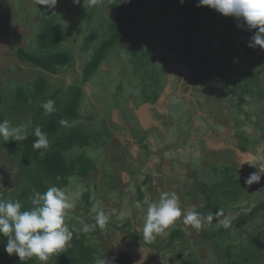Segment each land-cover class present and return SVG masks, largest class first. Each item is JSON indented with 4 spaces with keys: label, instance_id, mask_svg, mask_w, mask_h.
<instances>
[{
    "label": "trees",
    "instance_id": "1",
    "mask_svg": "<svg viewBox=\"0 0 264 264\" xmlns=\"http://www.w3.org/2000/svg\"><path fill=\"white\" fill-rule=\"evenodd\" d=\"M27 1L24 8L6 3L0 9V35L9 43H20L17 48L14 46L12 57L22 61V67L16 65L13 69L19 77L16 82L15 78L10 79L12 85L7 88V96L0 93V122L8 120L10 126L19 129V138L9 137L6 140L0 136V156H4V159H0V180L11 187L0 189V199L20 200L24 210L33 207L35 193H43L50 186L63 188L71 195L77 191L73 184H87L77 198L74 220L66 222L72 232L70 246L50 257L47 264H97V261H102L108 250L101 244L102 239L95 238V235L99 237V230L105 229L110 223V216L114 218L115 214L119 217L113 222L115 228L123 229L130 236H136L137 230L141 229L138 236L147 248H171L175 259L187 258V250L191 249L187 244L193 234H198L197 242L209 251L216 260L215 264H264V194H250L254 186L251 182H245L241 176L243 171L236 165H220L191 154L193 162L186 163L191 165V170L184 171L179 179L172 173L166 176L172 186L167 187V191L170 193L178 184L177 198L181 209L195 211L200 226L197 228L184 223L186 213L182 211V216L166 234H161L159 239L156 233L149 240L144 234L148 207L146 211L141 210L144 202H138L147 194L152 195L154 190L148 186L142 190L141 187L146 184L143 181L134 183V192H127L131 180L127 183L124 178L129 173L135 176V173L125 167L122 182L117 176V165L99 173L101 160L98 156L113 144L123 143L117 136L121 133L120 118L118 120L119 115L112 118V109H117L116 104L125 98L124 84L129 83V74L132 73H135V78L131 82L141 85L139 92L133 93L138 101L136 105L140 107L144 104L151 118L150 123L154 120L163 125L164 130L169 123L167 126L163 122L174 119L170 110L184 106L182 131L186 132L184 128L188 132L193 131L199 111L208 112L205 97L214 102L211 107L213 111L219 107L218 101L221 99L207 96L219 93L218 89L221 90L220 94L228 92L233 124L249 126L252 131L246 137L245 128L240 131L239 137L254 141L251 142L255 146L252 147L254 152L257 151L256 146L263 144L264 154V112L258 113L251 104V101L264 104V50L247 46L255 30L238 28L237 24L242 21L224 17L206 6H198V0H105L110 5L107 11L98 10V20L94 15L96 3L79 0V5L83 2L87 5L86 8H76L84 10L80 12L90 25L84 33L82 49L86 52L93 46L91 60L84 64L80 80L66 87L58 85L51 88L50 81L42 74L32 72L34 74L23 77L22 71L39 68L58 73L62 65H68L69 59L70 68H74L71 52L60 49L63 32L57 21V11L61 8V0ZM35 14L37 17H33ZM147 14L157 20L158 24L152 28L157 33L160 32L158 29H162L166 38L153 36ZM145 32L149 39L144 36ZM117 46L120 56L125 59L121 62L114 59V76L110 72L103 73L108 76L106 79L111 80L110 83H104L98 76L91 78L100 62L113 54ZM112 58L109 56V59ZM189 69L194 77L186 81L183 76ZM116 80L118 85L114 83ZM181 85L184 93L176 94ZM199 86L203 89L201 93L196 90ZM167 90H170L169 93ZM174 91L180 98L173 101ZM85 97L96 115L84 114L82 104ZM48 100L54 101V111L51 113L42 107ZM158 107L169 111L168 119H155L154 110ZM219 115L227 118L222 113ZM36 127L47 133V148L37 149L33 146L37 139L34 135ZM144 138L141 136L138 140L142 147V153L137 154L138 169L144 167V157L141 155L146 157L148 151H153ZM246 148L243 146L242 150ZM126 153L120 151L118 155ZM171 161L175 165L179 163L177 158ZM205 167L209 175L201 176L200 170ZM100 174L103 177L100 178ZM153 174V178L160 182L163 176ZM97 177L99 180L95 183L94 178ZM69 178H72L71 183ZM103 178L106 188L115 184V187L125 189L119 192V197L127 199V203H120L119 198L114 201L106 199L102 211L108 216V222L100 228L97 214L90 212L93 205L90 190L95 189L97 184L104 188ZM157 191L161 198L164 191L161 193V188ZM112 210L116 213L110 214ZM80 211L85 216L78 214ZM76 217L82 224H77ZM89 223L93 228L87 227ZM5 244L6 238L0 235V264H41L35 257L21 262L15 254L9 256L4 251ZM192 261L202 264L198 256ZM185 264L191 263L188 260Z\"/></svg>",
    "mask_w": 264,
    "mask_h": 264
},
{
    "label": "flooded vegetation",
    "instance_id": "2",
    "mask_svg": "<svg viewBox=\"0 0 264 264\" xmlns=\"http://www.w3.org/2000/svg\"><path fill=\"white\" fill-rule=\"evenodd\" d=\"M83 1V0H82ZM93 3H96V6L94 7V15L96 17V20H98V18H100V14L98 13V10H100V12L103 11H107L106 8L110 5L108 2H105V0H92ZM28 2L27 0H0V9L3 8V5H6V3H10L13 4L14 6L18 7L20 6L21 8H24L26 6V3ZM80 1L79 0H61V8L57 11V21L59 23V26H61L62 28V38L65 39V41H61L60 42V49L63 51H68V53L71 52L72 57L74 59V64L72 65L74 68L71 69L70 68V59H69V63L68 65L64 64L62 65V68L59 69L58 73H51V72H47V71H42L39 68H35V69H31V68H26L23 69V77L25 75L31 74L32 72L35 73V75H43L45 78H47L50 83H51V88L58 86V85H62L63 87H66L72 83H75L76 81L80 80L79 77L82 75V72L84 70V64L86 63V61H90V53H92L93 50V46L88 49L86 52L83 51L82 49V45H83V38H84V33L87 32V28H89V26L87 25V21L84 18V15L80 12V11H84V10H73L74 7L78 6V8L84 7L86 8L87 5L85 4V2L81 3V5H79ZM9 4V5H10ZM73 4V5H72ZM150 6V4L148 5ZM33 17H37V15L35 14ZM154 18V16H153ZM155 20V19H154ZM157 22V20H155ZM91 24V23H90ZM152 28V26L150 27V29ZM153 30H151V33H153L154 37L157 38L158 36L161 37L163 36L164 38H166L163 35V31L162 29H158L157 33L154 28H152ZM162 32V33H161ZM148 33V31H147ZM145 32L144 36L149 39V35ZM94 44V43H93ZM14 46H16V48L18 46H20L19 42H13V43H9L8 39H6L4 36L0 35V93L4 94V96H7L5 93L7 91V88L9 85H12L11 80L12 78H15V82L16 79H18V77L16 76L17 74L15 73V71L13 70L16 65L17 66H21V62L19 60H16L15 58H13V53H14ZM118 48L119 46H117V48L114 50L113 54L109 55L110 57H113L112 59H109V56L107 57V59H105L104 61L100 62L98 69L96 70V72L94 74H92L91 78H95L96 76H98V79H102L104 81V83H110L111 80L106 79L108 76H104L103 73L105 72H110L112 76H114L115 74V69L113 66L114 63V59H118L120 62L122 60H124L125 58L121 57L119 52H118ZM109 53V52H108ZM115 53V54H114ZM131 53H129L130 56ZM123 63V62H122ZM121 63V64H122ZM170 63V62H169ZM168 66L172 67L171 64H169ZM22 67V66H21ZM176 67V66H175ZM64 68H67L66 70H63ZM133 68V67H132ZM131 69V68H130ZM189 74L191 75L193 71L189 70L188 71ZM32 73V74H34ZM121 73H123L121 71ZM31 78H34L32 75H29ZM193 76V75H192ZM22 77V75L20 76ZM110 78V76H109ZM135 78V73L129 74V80H133ZM20 79V78H19ZM24 79V78H23ZM190 81V79L186 78V81ZM115 84H119V82L116 80V82L114 81ZM87 84V83H86ZM86 84H84V87L86 89L87 92H89L88 86H86ZM175 84H172V86ZM182 86V85H181ZM179 86V88H183V86L181 87ZM124 94L123 95L125 98L124 99H120V103L116 104V108L115 107L112 109V118L114 119L115 117H117L118 115V120L120 118L119 124L121 125L120 131L121 133L117 134L118 139L121 140L122 144H113L112 147H115L118 149V151L121 153L123 152H127L128 155H122L119 154L117 156H123L122 160H125L123 162H125L124 164H121L119 166V170L117 169V176L120 177L124 175V170L125 167L130 168L134 173L135 176L131 173H129V175L125 176L126 178H124V181L131 180V183H129V185H127L128 187V191L131 190L134 192V183H140L143 181H146V184L143 185L141 187L142 190H145L148 186V188H152L154 190V193L148 194L150 201L157 203L160 200V194L157 191L158 189L161 188V193L164 191V193H169V191H167V187H172L171 186V182L169 180L168 177L166 176H170V174L172 173V175H175L176 179L181 178V176L183 175L184 171L186 170H191V165H186V163L189 162H193L192 161V155H195V153H193V149L194 148H199V146L202 149V152H200L199 156H197L198 158L202 157V158H208L210 159V161H215L217 163H219L220 165H227V166H232V165H236L237 168H239L240 171H243V174L241 175L242 178L244 180L247 179V177L249 176L250 173L252 172H261L262 173V169L261 166L258 164L259 159L262 162V167L264 169V154H263V144H260L261 146H256L257 151L254 152L252 150V147H255L253 144H251V142L254 141H249L247 139H245L244 137H239V133L241 130H245L246 128V137L249 136L248 133H251L252 131L250 130V127L248 126H241V125H235L233 124V117L231 118V120L229 121L228 118H223L222 116H220L219 114H224L225 116H228L229 114L223 113L222 111V106L219 103V107L214 108V110H211V107L213 106V101H209L206 97V101H207V106H209V108L207 109V111H199V117L197 119H195L194 122V130L188 132V130L185 129L186 132H183V123L182 121V113H185V107H173L170 112H173V115L171 116L174 119L169 118L168 119V115H169V111L165 110L163 107H158L156 110H154L155 116H157L158 119L159 118H167L169 120V122H163L164 125L168 126L169 123V127L164 130L163 125H153V127L151 128V124H148V127L145 125L144 127H140V125L138 124V121L136 120V116L135 114H137L140 111V108H145L144 104H142V106L138 107V105H136L138 103V101H136V97L133 96V93L135 92H131L132 90L126 89V86L124 87ZM175 87H172V89H174ZM171 89V88H168ZM197 92L201 93L200 91H202V86L196 89ZM170 90H167V93H169ZM178 92H176L177 94ZM175 94V91L173 92V95L177 96ZM216 93L213 94V96H207L208 98H212L215 97ZM174 96H172L173 98ZM224 96L222 95L221 98H223ZM171 98V100H172ZM180 98V97H179ZM219 98V97H218ZM215 99V98H214ZM163 100V98H162ZM193 100V99H192ZM181 101V99H180ZM169 104H170V100H168ZM187 105V104H186ZM5 106H7V103L5 104ZM89 106V109L88 107ZM169 107V106H168ZM82 109L84 114L91 112L90 109V105L87 104L86 101V97L84 99V102L82 104ZM176 109V110H174ZM257 109V108H256ZM257 111V110H256ZM147 112V111H146ZM214 112L216 115H213ZM259 112H264L263 109L257 111ZM148 113V112H147ZM13 112L11 113L10 116H12ZM17 115V114H16ZM15 115V116H16ZM149 117V114H148ZM230 117V115L228 116ZM11 118V117H10ZM151 119V118H150ZM85 123H88V121H85ZM222 126V127H221ZM232 126H234V132L233 133H228L227 129L232 128ZM133 128H139L138 129V133L137 136L135 138H130L129 136H131V129ZM166 128V127H165ZM171 128H176V132L177 133L175 136H177V141L176 142H172L171 140L173 139V132L169 133V129ZM222 128V130H221ZM182 131V132H181ZM227 131V132H226ZM131 133V134H130ZM189 133V134H188ZM222 133L224 134V137L221 139L222 141V147H214V146H208L207 144V138H212V135L214 134H219ZM252 134V133H251ZM141 136H144L145 138V143L148 144V146L150 148H152L153 145H159V147L157 146V150L155 151H148L147 156L145 157L146 159L152 158L154 157L153 152L156 153V155L159 157L158 158V162H155L154 160L151 159V161H147V165H145V160H143V165L144 167L142 168H137L136 167V163L138 160L137 154H141L142 153V147L140 146V144H138V140L140 139ZM195 136V138L193 137ZM121 137V138H120ZM123 138V139H122ZM189 138V139H188ZM185 139V140H184ZM188 139V140H187ZM181 141H186V142H181ZM245 146L247 147L245 151L242 150V147ZM159 148V149H158ZM137 150V151H136ZM117 151V150H116ZM139 151V153H135ZM150 153V154H149ZM183 154V155H182ZM242 156V155H248L250 156V158L247 160L248 162L242 163L243 160H240L242 158H238L237 157ZM143 155V154H142ZM240 155V156H239ZM127 156V157H124ZM129 156V157H128ZM136 156V159H135ZM132 157V158H131ZM3 158L4 156H0V159ZM172 158H177V161L179 163H184L185 165L182 164H177L175 165L171 159ZM254 158V160H253ZM204 161V160H203ZM247 163H249L250 165H248ZM150 167H149V166ZM167 165L168 168H164V166ZM116 168V167H115ZM134 169H136V171H134ZM205 169V168H204ZM153 170H155L158 173L161 174V180L160 183H162V186L159 188H156V183L159 180L154 179V174H153ZM203 170V169H201ZM200 170L201 176H205V174L209 175V171L202 173V171ZM207 170V169H206ZM111 171V170H110ZM123 171V172H122ZM120 172H122V174H120ZM112 172H110L109 174H111ZM152 173V174H151ZM151 176V179L149 180ZM212 176V175H211ZM261 177H264V174H261ZM103 180H105L103 178ZM123 178L121 179L122 182ZM262 180V179H261ZM256 182V181H251V185H253L254 187H252L250 190V194H259L258 192H260L261 194H264V187L262 186V181ZM10 181H12V179H10ZM123 181V182H124ZM1 185H0V189H11V187L7 186L4 183H2V181L0 180ZM79 182V181H78ZM95 183H97L98 181L94 180ZM106 182L103 181V187L101 188L99 187L97 184V187L95 189H91L90 193H91V197L92 195H94L92 193V191L97 192L96 195L94 196H98L101 201L102 204H105L106 199H111L112 201L118 200L119 198V202L124 204L127 203V199L119 197L120 194L119 192L123 189L125 190L123 187L119 188V187H115V184L113 185V187L111 188H106L107 184L105 185L104 183ZM92 183V182H91ZM90 183V184H91ZM153 183V185H152ZM149 184V185H147ZM75 189L77 191H75L76 193H79L78 196H81V192L84 191V189L82 188L83 186H87V184H79V183H75L73 184ZM147 185V186H146ZM152 185V186H151ZM85 186V187H86ZM132 186V188L130 189V187ZM136 186V185H135ZM146 186V187H145ZM177 188L173 189L170 193H175L176 196H178L179 194V189L178 188V184H176ZM174 186V187H176ZM171 190V189H170ZM126 191L125 193L128 194ZM146 197V196H145ZM145 197L143 198V200L139 201L138 203H142V206L140 207L141 210H145L147 208V205L144 201ZM248 197V196H247ZM246 197V198H247ZM103 200V201H102ZM244 204V203H242ZM114 209V208H112ZM115 210V209H114ZM114 213H116V211H114ZM146 213V212H143ZM80 215L85 216V214L82 213V211L79 212ZM78 217V216H77ZM76 217V220L78 219ZM110 219V218H109ZM79 221L77 222L81 223V220L78 219ZM115 220V217L110 219V223L109 225L105 228V229H100L99 230V234L102 235V245L105 246V248H107L108 253L111 252L112 249H114V243L118 242V243H122L124 245H128V243H130L131 239L130 237H134V236H130L128 234H126L123 229H114L113 227V222ZM84 223V222H83ZM113 230V235L110 233H104L107 232V230ZM109 232V231H108ZM140 232H137L136 234V238L139 239V235ZM198 239V234H193L191 239ZM104 240V241H103ZM120 245V244H119ZM153 254L154 255H162L164 256V253L167 254H171V257L169 258V256L167 255V257L165 256L164 259V263L163 264H171V263H175V264H185L186 262H188L187 258H176L175 259V253L172 251V249L170 248H159V247H154L152 249ZM175 259V260H174ZM116 261V260H115ZM189 262L191 264H194L192 260H189ZM206 264V263H205Z\"/></svg>",
    "mask_w": 264,
    "mask_h": 264
},
{
    "label": "clouds",
    "instance_id": "3",
    "mask_svg": "<svg viewBox=\"0 0 264 264\" xmlns=\"http://www.w3.org/2000/svg\"><path fill=\"white\" fill-rule=\"evenodd\" d=\"M198 6H206L224 17L242 21L237 24L238 28L255 30L247 46L264 50V0H198ZM42 107L51 113L54 101L48 100ZM18 133L19 129L10 126L8 120L0 122V136L6 140L9 137L19 138ZM34 135L37 138L33 144L35 148L48 147L46 132L36 127ZM261 174L252 172L245 182H259ZM69 181L71 183L72 178ZM78 195H69L63 188L50 186L43 193H35L33 207L24 210L20 200L0 199V235L6 238L4 251L9 256L15 254L21 262L35 257L41 264H47L54 254L64 252L72 240V232L65 221L69 210L76 206ZM182 211L186 213L183 216L186 224L200 226L198 214L182 210L175 193L162 194L160 200L147 209L145 237L151 239L154 234L172 226L182 216ZM96 220L103 228L108 216L99 211ZM97 264H103V261H97Z\"/></svg>",
    "mask_w": 264,
    "mask_h": 264
},
{
    "label": "rangeland",
    "instance_id": "4",
    "mask_svg": "<svg viewBox=\"0 0 264 264\" xmlns=\"http://www.w3.org/2000/svg\"><path fill=\"white\" fill-rule=\"evenodd\" d=\"M73 10H76V7H74ZM149 13L151 14V10H150ZM148 18H149L148 19L149 20L148 21V25H150V23H151V26H154V25H157L158 24L154 20V18H153L152 15H148ZM63 40L65 41L64 38H63ZM185 71H187V67H186V70ZM192 75H193V72H192L191 75L189 74V72H186L183 77H185V79L186 78L187 79H191L192 77H194ZM125 86H126V89L127 90L131 89L132 90L131 92H136V91L139 92V90L141 88V85H139L138 83L133 84L131 81H129V83L124 84V87ZM104 87L106 89V85H104ZM197 88H199V87H197ZM220 91L221 90L218 89V92L219 93H216V96L221 99V101H218V102L222 106L223 113H226V114H229L230 115V117H228L229 115L227 116L228 120L230 121L231 118H232V112H231V110H230V108L228 106V101H229L230 96H229L228 92H225L224 94L221 92L222 94H220ZM177 92L180 93V94H183L184 93V87L181 88V89H179ZM222 95L224 96L223 98H221ZM173 96H174L172 98L173 101L176 100V99H179V96H175V95H173ZM251 104H252V106H255L257 108V111H259V110H261V109L264 108V104L259 103V101H257V102L256 101L255 102L254 101H251ZM87 107L89 109V106H87ZM140 111L141 112H138L137 114H135V116L137 117L136 120L138 121V124L140 125V127H144L146 124H147L146 126L148 127V124L151 122V119L148 117V113L146 112V109L145 108H140ZM90 114L96 115L92 111L90 112ZM100 119H102V116H100ZM154 124H157V123L153 120V122L151 124V128L153 127ZM234 128L235 127L232 126V128L227 129L228 133H230V134L233 133L234 132ZM138 129L137 128L131 129L132 130L131 131L132 134L130 133L131 136H129V137L130 138H135L137 136ZM221 130H222V128H221ZM170 132H173V137H172L173 139L171 141L174 143L178 139L177 136H175L177 134V133H175L176 132V128L169 129V133ZM193 137L195 138V136H193ZM223 137H224V134H222V133L212 135V138H207L208 139L207 140L208 146H210V147L211 146H214V147H222V141H221V139ZM157 146L159 147L158 144L157 145L155 144V145L152 146L151 149H153V151H155V150H157ZM136 151H135L136 154L139 153V151L138 152H136ZM200 152H202V149H201L200 146H199V148H194L193 149V153H195V155H197V156H199ZM118 153H119V151L115 147H109L108 149H106L105 152L98 153V156H99V158L101 160L100 161L101 162V166L99 168V170H100L99 173H102L104 170L105 171H109L110 166H112V165H117V169H120L119 166L121 164H124L125 162H123V161H125V160H122V157L123 156H117ZM124 155H128V153H126ZM153 155H154V157H152L150 159H146L144 155H141V156L144 157L145 165H147V161H151V159L154 160L155 162H158L159 161L158 160L159 157L156 155V153L153 152ZM124 157H127V156H124ZM237 157H238V154H237ZM238 158H242L240 160H243L242 163H244V165H245V163L248 162L247 160L250 158V156H248V155H242V156H240ZM253 160H254V158H253ZM247 164L250 165L249 163H247ZM258 164L261 166L262 174H264V169L262 167L263 165H262V162H261L260 159H259ZM164 168H168V166L165 165ZM206 169L207 168L205 167V169L201 170L202 173H204V172L207 173V170ZM122 172H120V174H122ZM153 173H157V172L155 170H153ZM158 175L161 176L160 173H158ZM101 177H103L102 174H100V178ZM261 179H262L261 180L262 181L261 182L262 183V186L264 187V177H261ZM94 180L98 181L99 178L98 177L97 178H94ZM147 185H149V184H147ZM155 185L157 186V188H159V187L162 186V183H160L158 181ZM85 186L82 185V188L84 189ZM131 188H132V186L130 187V189ZM92 193L94 195L97 194V192H95V191H92ZM76 194H77L76 192L71 193V195H73V196L76 195ZM94 195H92V198H91V199H93V205L91 206V211L90 212H92L94 214H97V212L102 211V209H103L104 206L101 203V201L99 200L100 198L98 196L96 197ZM144 201H145L147 207H149L151 204L155 203V202L150 201L148 194L146 195ZM113 212L114 211L112 210V212L110 214H112ZM74 213H77V211L75 210V207L73 209L69 210V213H68V216H67L65 222H68L70 220H74V218H75ZM78 214H79V212H78ZM111 218H112V216H110V219ZM118 218L119 217L117 216V214H115V219H118ZM78 221L79 220L77 219L76 222H78ZM172 226L168 227L167 229H165L161 233H157L159 235V239H160L161 234L162 235L166 234ZM87 227L90 228V229L93 228V226H92L91 223L87 224ZM113 228L115 230L116 229L118 230L117 227L116 228L113 227ZM140 230L141 229H138L137 232H140ZM104 233H107V234L110 233V235L111 234L112 235L114 234L113 233V230H111V232H110L109 229L107 230V232L104 231ZM95 238L102 239V235H99V237H98L97 234H96L95 235ZM130 239H131V241H130V243H128V245H124V244L118 243V242L114 243L113 244L114 245V249H112L111 252H109L107 254V256L104 257V259L102 260L103 261V264H163L164 263L165 256L167 257V255H168L169 258L171 257V254H167V253H164L165 254L164 256H162L160 254L159 255L158 254L157 255H154L152 249L147 248L144 245V241L136 238V236L130 237ZM189 241L190 242H189V244H187V247H191V249L189 248L187 250L188 252L186 253L188 260L195 259L198 256V258L200 259V261H201L202 264H205V263L206 264H215L216 263V260L212 256H210L209 251L202 246L203 244L197 242L198 240H195L194 238L191 239V240H189Z\"/></svg>",
    "mask_w": 264,
    "mask_h": 264
}]
</instances>
